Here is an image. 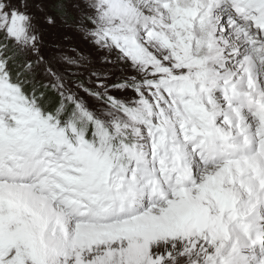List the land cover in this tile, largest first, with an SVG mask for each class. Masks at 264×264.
Here are the masks:
<instances>
[{
  "label": "snow or ice",
  "instance_id": "1",
  "mask_svg": "<svg viewBox=\"0 0 264 264\" xmlns=\"http://www.w3.org/2000/svg\"><path fill=\"white\" fill-rule=\"evenodd\" d=\"M0 264H264V0H0Z\"/></svg>",
  "mask_w": 264,
  "mask_h": 264
},
{
  "label": "rangeland",
  "instance_id": "2",
  "mask_svg": "<svg viewBox=\"0 0 264 264\" xmlns=\"http://www.w3.org/2000/svg\"><path fill=\"white\" fill-rule=\"evenodd\" d=\"M37 16H41V14L37 13ZM72 23H75V21H72ZM41 27L47 29V31L44 33L45 39H50L53 33L63 34L65 31V27L59 18H57L56 26L54 28L49 29L48 26L44 25L43 23H41Z\"/></svg>",
  "mask_w": 264,
  "mask_h": 264
}]
</instances>
